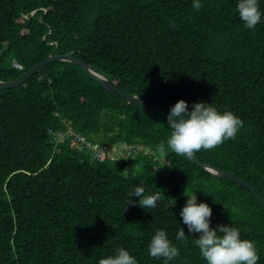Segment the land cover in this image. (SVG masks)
Here are the masks:
<instances>
[{
	"label": "trees",
	"instance_id": "1",
	"mask_svg": "<svg viewBox=\"0 0 264 264\" xmlns=\"http://www.w3.org/2000/svg\"><path fill=\"white\" fill-rule=\"evenodd\" d=\"M202 3L196 11L192 0H0V79H16L55 51L72 52L168 112L180 99L190 110L200 100L232 110L244 121L237 137L196 155L264 197V23L245 29L235 0ZM166 119L70 60L0 88V264H97L120 246L139 264H164L147 248L159 228L179 249L169 264H206L194 245L199 234L179 217L187 191L212 207V227L234 222L264 264L263 204L194 157L167 145L160 153ZM68 122L102 143L144 142L161 157L96 161L66 142L54 153L49 130ZM140 184L160 193L155 209L126 206ZM181 227L186 239L177 241Z\"/></svg>",
	"mask_w": 264,
	"mask_h": 264
},
{
	"label": "clouds",
	"instance_id": "2",
	"mask_svg": "<svg viewBox=\"0 0 264 264\" xmlns=\"http://www.w3.org/2000/svg\"><path fill=\"white\" fill-rule=\"evenodd\" d=\"M202 7V0H192L194 10L199 11ZM235 12L245 29L255 30L259 24L264 23V10L260 8V0H235ZM166 124L170 134L165 141L157 145V150L163 154L167 145L175 154L186 160H192L194 154L201 150H211L235 139L244 127V121L232 110H221L214 103L204 100L194 102L190 110L188 102L184 99L171 106ZM185 196L187 199L179 217L190 234H199L194 236V245L206 264H258L260 257L255 244L242 238L241 230L234 222L231 225L219 224L212 227V207L205 201H199L196 191ZM134 197L139 199L135 200ZM159 201L160 193L146 192L145 187L140 184L132 188L125 202L127 207L138 204L148 210L155 209ZM224 207L227 209L225 205ZM175 239H186L184 227L178 230ZM147 248L151 257L162 258L164 264H169L179 255V249L163 228L154 232ZM97 264L139 262L127 248L120 246L111 254L101 257Z\"/></svg>",
	"mask_w": 264,
	"mask_h": 264
},
{
	"label": "water",
	"instance_id": "3",
	"mask_svg": "<svg viewBox=\"0 0 264 264\" xmlns=\"http://www.w3.org/2000/svg\"><path fill=\"white\" fill-rule=\"evenodd\" d=\"M59 60H70V61H74V62L78 63L79 65H81L83 67V69L91 77H93L94 79L99 81L105 88L109 89L111 92L119 93L120 95L125 97L129 103H136L138 105L152 109V110L162 114L163 116H165L167 118L168 111L166 109H164L162 106H160L159 104H156L152 101H149L147 99H144L137 94H130L129 92L125 91L124 89L118 87L117 85H115L112 82V80L110 79V77L106 73L99 70L97 67L92 65L86 59L74 55L72 52L58 53L55 51L51 56L40 60L35 65H33L30 69L24 70L19 75V77H17L16 79L10 80V81H5V80L0 79V88H10V87H14L17 85H21L22 83L26 82L40 68L46 66L47 64H49L51 62L59 61ZM194 159L203 169H205L207 172L211 173L212 175L218 176V177H228V178L233 179L234 181L238 182L240 185L249 189L259 199V201L264 206V197L247 180H245L244 178H242V177H240V176H238L232 172H229V171L217 168L211 164L202 162L197 157L196 153L194 154Z\"/></svg>",
	"mask_w": 264,
	"mask_h": 264
},
{
	"label": "built area",
	"instance_id": "4",
	"mask_svg": "<svg viewBox=\"0 0 264 264\" xmlns=\"http://www.w3.org/2000/svg\"><path fill=\"white\" fill-rule=\"evenodd\" d=\"M19 69H23L21 63H16ZM51 142L54 145V153L61 143H69L79 152L89 154L92 160L96 161H118L121 159L136 158L139 155L149 156L154 160L161 157L155 149L144 142H129L120 140L116 143H102L98 140L78 132L72 126L71 122L67 123L64 129L49 130Z\"/></svg>",
	"mask_w": 264,
	"mask_h": 264
},
{
	"label": "rangeland",
	"instance_id": "5",
	"mask_svg": "<svg viewBox=\"0 0 264 264\" xmlns=\"http://www.w3.org/2000/svg\"><path fill=\"white\" fill-rule=\"evenodd\" d=\"M119 171H120V172H122V171H123V168H122V167H120V168H119ZM189 193H190V192H189V191H187V194H189Z\"/></svg>",
	"mask_w": 264,
	"mask_h": 264
}]
</instances>
